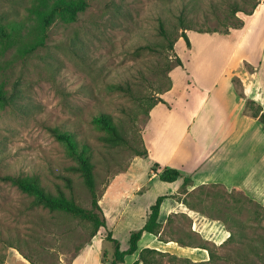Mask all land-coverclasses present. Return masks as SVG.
<instances>
[{
	"label": "rangeland",
	"instance_id": "1",
	"mask_svg": "<svg viewBox=\"0 0 264 264\" xmlns=\"http://www.w3.org/2000/svg\"><path fill=\"white\" fill-rule=\"evenodd\" d=\"M56 1L0 0L2 23L18 25L12 36H0V89L8 97L0 103V176L37 174L46 191L63 190L91 209V191L74 169L78 163L52 129L67 131L90 146L102 200L115 175L125 172L139 156L137 150L144 149L143 131L150 116L146 109L153 99L162 97L170 78L169 104L181 100L192 70L238 64L257 24L247 36L242 28L261 0H232L243 9L237 14L228 0H87L89 6L77 21L57 19L45 29L43 18ZM182 10L195 20L197 30L188 31L190 46L181 37L171 50L159 24L162 20L180 32L176 14ZM262 48L264 36L259 40ZM169 65L174 66L172 73H166ZM115 84L129 85L133 93L115 89ZM100 108L113 115L130 145L103 138L105 131L93 116ZM181 193L180 199L193 206L195 199L233 233L221 247L209 244L217 252L213 261L190 264H264V203L217 185L185 197ZM34 200L0 178V264L13 249L5 240H12L37 264H111L115 247L107 240L109 231L115 232L123 250L128 248L127 232L133 224L115 215L110 197L100 200L107 226L95 236L92 222L50 211ZM173 222L161 236L164 241L200 242L188 217ZM131 260L129 256L124 264ZM162 260L170 264L168 256ZM10 261L28 264L16 256Z\"/></svg>",
	"mask_w": 264,
	"mask_h": 264
},
{
	"label": "crops",
	"instance_id": "2",
	"mask_svg": "<svg viewBox=\"0 0 264 264\" xmlns=\"http://www.w3.org/2000/svg\"><path fill=\"white\" fill-rule=\"evenodd\" d=\"M255 24L253 39L238 64L192 70V80L180 92V101H167L172 84L162 94L167 103L160 102L151 110L143 131L148 156H136L125 172L115 175L101 200L110 197L116 203L115 215L131 220L134 229L127 232L128 247L131 233L146 224L152 205L162 195L170 196L160 210L162 231L158 235L145 232L140 250L151 247L194 263L210 260V252L196 243L190 246L177 239H161L166 228L174 224H169L170 217H188L194 233L218 247L229 239L231 230L221 219L200 209L195 199L194 207H190L178 197L186 178L192 180L187 193L217 185L264 203V123L247 109V100L251 99L264 112V48L259 49L264 36V0L242 28L246 36ZM153 165H158L159 173L165 168L177 169L181 177L174 182L162 181L152 171ZM12 256L31 264L15 248L9 250L5 264H11ZM129 256L130 264H134L139 252Z\"/></svg>",
	"mask_w": 264,
	"mask_h": 264
},
{
	"label": "trees",
	"instance_id": "3",
	"mask_svg": "<svg viewBox=\"0 0 264 264\" xmlns=\"http://www.w3.org/2000/svg\"><path fill=\"white\" fill-rule=\"evenodd\" d=\"M232 1V0H228ZM89 3L87 0H57L52 8L48 11V13L44 16V27L48 29L57 19H61L64 22L72 23L78 20L80 13L85 11ZM258 5L255 6V8ZM213 8L215 6L212 5ZM232 12L237 14L238 12L243 11V9L238 5L237 2L232 1L231 3ZM176 17L181 24L180 32L176 28H169L164 21H160V30L162 35L167 41V47L171 50L175 49L176 43L179 38L183 37L187 44L190 46V39L188 36L189 30H197L195 28V20L193 22L192 19H189L185 14V10H182L180 14H176ZM18 29V25L14 24L11 26H6L2 23V18H0V36L2 37H10L13 35L14 31ZM205 31V30H198ZM207 31V30H206ZM217 31V30H216ZM210 32V31H209ZM177 57V64H182L181 59ZM173 65H169L166 73H171L173 70ZM171 85L164 90V93L171 89L172 80L170 78ZM114 88L127 91L129 93H133L131 86L122 84H115ZM163 93V94H164ZM8 101V97L6 91L0 89V103H5ZM160 102H165L163 97H158L153 99V102L147 107L146 111L150 114L151 110ZM247 109L248 111L255 117H258L264 123V112L261 105L256 103V101L248 99L247 100ZM94 121L97 125L105 131V136L103 137L106 141L111 142L113 144H124L130 145L129 140L122 134L121 129L113 117V115L100 108L98 112L94 115ZM54 134L58 139L62 141H66L68 147L71 150V153L75 157L78 165L74 167L75 170H78L82 173L86 185L89 187L92 194V208L87 209L77 203V201L73 198L68 197V195L63 191L59 190L57 194L50 193L46 191V189L41 185L40 179L37 174H5L0 176L4 181H9L13 185H16L18 188L32 194L35 197L34 203L35 205L42 206L44 208L49 209L53 212H61L66 215H71L74 218H78L81 220H87L94 224L95 232L92 236H95L101 227L107 226L106 216L104 214V210L100 204V194L97 191L96 187V175H95V165L92 160L91 148L87 143H81L71 136L72 134L67 131H61L58 128L52 129ZM137 155L141 157L148 156V149L144 144L143 150H137ZM158 165L152 166V171L159 174V177L162 181L165 182H174L181 177V172L174 168H165L162 172L159 173L157 169ZM192 183L190 178L185 179V183L182 187L181 192L187 193V186ZM170 197L168 195L160 196L156 203L152 205L151 212L148 215V219L146 224L138 229L134 230L129 239V247L128 249L123 250L121 248V241L116 238L113 232L109 231L107 234V240L112 242L115 247L114 256L111 264H120L126 261V257L128 255H133L136 252H139V258L135 261L134 264H164L162 260L163 257L168 256L170 264H190L194 263L188 258H182L177 255H173L167 252H162L155 248L145 247L140 250L139 243L142 239L145 232L154 233L156 235L160 234L162 231L163 225L159 222V215L163 201ZM190 207H194L193 205L186 202ZM173 221V218L170 217L169 224ZM193 234L194 233L192 230ZM0 232V236H1ZM233 233L229 237L227 241L232 239ZM162 239V237H161ZM163 240V239H162ZM9 247L16 248L20 251V253L27 259L31 264H37L29 255L24 253L21 249H19L16 245H14L12 240H5ZM182 245H190L194 246V244H186L181 239L177 240ZM226 241V242H227ZM225 242V243H226ZM199 247L205 248L210 252V260L213 261L217 257V252L213 250L212 246H210L208 241L203 240L200 237V242H195ZM224 244V243H223ZM222 244V245H223ZM214 245V244H213ZM216 248L218 246L214 245Z\"/></svg>",
	"mask_w": 264,
	"mask_h": 264
}]
</instances>
